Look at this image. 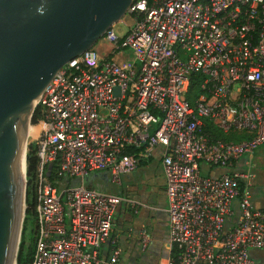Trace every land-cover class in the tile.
I'll return each mask as SVG.
<instances>
[{
    "label": "built area",
    "instance_id": "2783aa9c",
    "mask_svg": "<svg viewBox=\"0 0 264 264\" xmlns=\"http://www.w3.org/2000/svg\"><path fill=\"white\" fill-rule=\"evenodd\" d=\"M121 22L125 34L113 25L101 50L67 63L36 102L25 161L31 264H121L115 215L122 205L144 206L87 178L108 172L121 186L153 161L168 200L164 264H259L251 251L264 249V209L254 201L264 0H135ZM193 86L199 93L190 99ZM140 239L145 252L149 236Z\"/></svg>",
    "mask_w": 264,
    "mask_h": 264
},
{
    "label": "water",
    "instance_id": "95a60500",
    "mask_svg": "<svg viewBox=\"0 0 264 264\" xmlns=\"http://www.w3.org/2000/svg\"><path fill=\"white\" fill-rule=\"evenodd\" d=\"M134 1L0 0V264L17 263L35 102L67 63L122 21Z\"/></svg>",
    "mask_w": 264,
    "mask_h": 264
},
{
    "label": "crops",
    "instance_id": "0c3cea01",
    "mask_svg": "<svg viewBox=\"0 0 264 264\" xmlns=\"http://www.w3.org/2000/svg\"><path fill=\"white\" fill-rule=\"evenodd\" d=\"M263 147L264 145L260 147L255 154L256 167L258 165L257 161L259 153ZM256 169H258V167ZM159 171H161L160 175L158 174ZM152 173L154 178L158 177L159 180L163 181L162 188L164 189V195L166 196L165 178L159 161H153L152 163L143 166L134 174L125 175V178L123 177L121 186L115 185L111 181L112 185L118 188V192L110 191L108 193L124 195L134 200H138L137 198L139 192L137 188H135L137 181H142L143 179L150 177ZM88 181L91 186L95 187L90 180ZM103 192L107 191L103 190ZM129 195H131L132 197H130ZM255 204L257 207L264 209V207H261L256 201ZM139 210V207L134 209L122 205L115 215L112 238L116 241V244L123 251L121 264H164L170 256L169 219L167 213L168 200L166 208H164L162 211L163 215H158L161 219H152L151 221V228L148 230L149 234H147L149 236L150 243L148 249L145 252L142 250L140 239L141 232L145 230L140 225L139 220L141 219H137ZM110 250V246H105L103 249L104 255H109ZM253 257L259 264H264V253L261 257Z\"/></svg>",
    "mask_w": 264,
    "mask_h": 264
},
{
    "label": "rangeland",
    "instance_id": "374dc122",
    "mask_svg": "<svg viewBox=\"0 0 264 264\" xmlns=\"http://www.w3.org/2000/svg\"><path fill=\"white\" fill-rule=\"evenodd\" d=\"M125 21L127 24L131 23V20L126 17ZM127 31L126 26L122 23L119 22L116 25V32L118 35H123ZM100 49V43L96 44L94 49ZM27 139V148L29 147V144L32 142V139H30V136L32 137V133L30 130ZM35 133V132H34ZM27 152V151H26ZM257 167L256 173H257V178H256V184L254 187V199L255 201L261 206L264 207V147L261 149L257 161ZM159 175L161 174V171L158 173ZM125 178V177H124ZM88 180L91 181V183L94 184L95 188L98 190H105L107 192H118V188L114 185H112L110 176L108 172H98L95 174L90 175ZM163 181L159 180V178H154L153 173L150 175V177L143 179L142 181H137V184L135 185V188L138 190V200L141 202V204L144 207H141L137 216V219H141L140 225L141 227L145 230L147 234L148 230L151 228V221L152 219L160 220L161 218L158 216H162L163 209L166 208L167 206V199L166 196L164 195V189L162 188ZM132 197L131 195H129ZM145 207H151L152 210H149ZM25 210V209H24ZM25 214L24 213V219L22 223V229H21V236H22V231L24 227V220H25ZM30 227L32 226L31 224L29 225ZM27 224V228H29ZM21 242V238H20ZM20 242H19V247H20ZM19 251V249H18ZM264 253L263 250H257V251H251V254L253 256L261 257Z\"/></svg>",
    "mask_w": 264,
    "mask_h": 264
},
{
    "label": "trees",
    "instance_id": "16d2710c",
    "mask_svg": "<svg viewBox=\"0 0 264 264\" xmlns=\"http://www.w3.org/2000/svg\"><path fill=\"white\" fill-rule=\"evenodd\" d=\"M199 93V89L196 86L192 87L191 94L189 96L190 99H192L193 96H196ZM39 107H35L33 111V115L31 118V123H36L39 119ZM219 136H221L219 134ZM34 146H32V149ZM36 167V158L34 157V151L30 152L28 154V178L29 182L32 183V179L34 176V170ZM27 204L29 206H32L31 204V194H30V189L27 192ZM33 221H34V215L32 213L31 209H28L26 212V217L24 220V227L22 231V236H21V242H20V247L17 255V263L16 264H31L32 257L34 254V236H33ZM31 224L32 226L27 228Z\"/></svg>",
    "mask_w": 264,
    "mask_h": 264
},
{
    "label": "bare ground",
    "instance_id": "6f19581e",
    "mask_svg": "<svg viewBox=\"0 0 264 264\" xmlns=\"http://www.w3.org/2000/svg\"><path fill=\"white\" fill-rule=\"evenodd\" d=\"M38 101V100H37ZM36 101V102H37ZM35 102V103H36ZM29 130L31 131V132H33L32 133V137H35L36 136V131H35V129H33L32 127H30L29 126V129H28V133H27V137H28V135L30 134L31 135V133L29 132ZM35 132V133H34ZM31 137V136H30ZM24 190H25V164L23 165V192H24ZM24 206H23V208H22V210H24Z\"/></svg>",
    "mask_w": 264,
    "mask_h": 264
}]
</instances>
